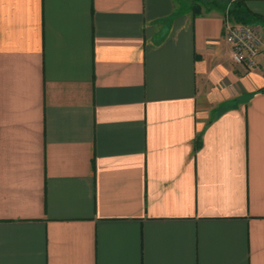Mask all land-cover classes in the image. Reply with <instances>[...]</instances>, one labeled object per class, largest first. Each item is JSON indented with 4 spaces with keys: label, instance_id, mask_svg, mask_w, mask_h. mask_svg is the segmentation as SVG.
Returning <instances> with one entry per match:
<instances>
[{
    "label": "crops",
    "instance_id": "1",
    "mask_svg": "<svg viewBox=\"0 0 264 264\" xmlns=\"http://www.w3.org/2000/svg\"><path fill=\"white\" fill-rule=\"evenodd\" d=\"M226 18L0 0V264H264V59Z\"/></svg>",
    "mask_w": 264,
    "mask_h": 264
},
{
    "label": "built area",
    "instance_id": "2",
    "mask_svg": "<svg viewBox=\"0 0 264 264\" xmlns=\"http://www.w3.org/2000/svg\"><path fill=\"white\" fill-rule=\"evenodd\" d=\"M224 36L235 64L253 69L264 59V32L255 23L233 22L226 18ZM262 69L264 71V66Z\"/></svg>",
    "mask_w": 264,
    "mask_h": 264
},
{
    "label": "trees",
    "instance_id": "3",
    "mask_svg": "<svg viewBox=\"0 0 264 264\" xmlns=\"http://www.w3.org/2000/svg\"><path fill=\"white\" fill-rule=\"evenodd\" d=\"M194 10L200 9V5L195 4L193 5ZM248 12L246 9L241 8V4L239 2H234L233 5L227 9V17L233 21L242 22V23H253L249 22L246 17Z\"/></svg>",
    "mask_w": 264,
    "mask_h": 264
},
{
    "label": "rangeland",
    "instance_id": "4",
    "mask_svg": "<svg viewBox=\"0 0 264 264\" xmlns=\"http://www.w3.org/2000/svg\"><path fill=\"white\" fill-rule=\"evenodd\" d=\"M185 3L189 4V5H195L198 4L201 7H205V6H217L219 8L224 9H228L230 8V4L226 1V0H182Z\"/></svg>",
    "mask_w": 264,
    "mask_h": 264
}]
</instances>
